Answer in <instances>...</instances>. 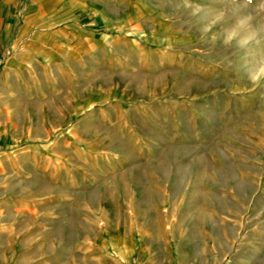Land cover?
<instances>
[{
  "label": "rangeland",
  "instance_id": "1",
  "mask_svg": "<svg viewBox=\"0 0 264 264\" xmlns=\"http://www.w3.org/2000/svg\"><path fill=\"white\" fill-rule=\"evenodd\" d=\"M183 23L192 54L152 80L168 129H142L175 142L88 145L136 190L0 203V264H264V0H185Z\"/></svg>",
  "mask_w": 264,
  "mask_h": 264
},
{
  "label": "crops",
  "instance_id": "2",
  "mask_svg": "<svg viewBox=\"0 0 264 264\" xmlns=\"http://www.w3.org/2000/svg\"><path fill=\"white\" fill-rule=\"evenodd\" d=\"M184 1L0 0V203L136 190V172L108 169L87 148L175 142L168 130L142 129H168V108L163 117L162 98L150 97H162L170 65L192 54ZM41 228L39 215L35 241Z\"/></svg>",
  "mask_w": 264,
  "mask_h": 264
}]
</instances>
